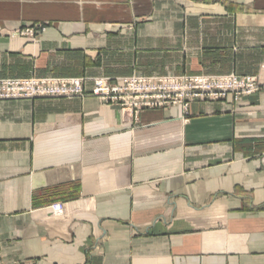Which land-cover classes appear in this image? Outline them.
I'll list each match as a JSON object with an SVG mask.
<instances>
[{
	"label": "crops",
	"instance_id": "crops-1",
	"mask_svg": "<svg viewBox=\"0 0 264 264\" xmlns=\"http://www.w3.org/2000/svg\"><path fill=\"white\" fill-rule=\"evenodd\" d=\"M232 73L264 81V0H0V78ZM0 264H264V88L0 100Z\"/></svg>",
	"mask_w": 264,
	"mask_h": 264
},
{
	"label": "built area",
	"instance_id": "built-area-1",
	"mask_svg": "<svg viewBox=\"0 0 264 264\" xmlns=\"http://www.w3.org/2000/svg\"><path fill=\"white\" fill-rule=\"evenodd\" d=\"M39 25L20 31L34 36ZM264 88V81L253 76L176 75L163 77L129 76L112 82L110 78L92 79L91 87L83 77L0 78V100L37 98H85L94 96L116 103L126 114L137 117L144 109L182 105L185 112L196 100H219L229 95L236 100ZM54 214L64 212L63 204L51 206Z\"/></svg>",
	"mask_w": 264,
	"mask_h": 264
}]
</instances>
